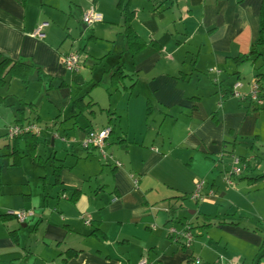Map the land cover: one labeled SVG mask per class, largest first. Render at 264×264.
<instances>
[{
  "label": "crops",
  "instance_id": "0c3cea01",
  "mask_svg": "<svg viewBox=\"0 0 264 264\" xmlns=\"http://www.w3.org/2000/svg\"><path fill=\"white\" fill-rule=\"evenodd\" d=\"M118 1L0 0V53L27 59L40 69L26 87L17 79L0 87V264H137L141 258L148 264H194V259L200 264H264L259 257L264 226L206 211L217 205L216 180L228 163L232 166L233 155L246 160L249 176L235 178L244 179L246 194L255 183L262 186L254 190L264 193V180L249 181L260 175L253 170L261 173L258 159L249 151L235 152L243 140L260 145L258 127H264V61L255 55L235 61L249 55L257 40L261 0H131L132 28L146 44L134 55L126 47ZM91 8L102 21L86 26L81 18ZM45 22L44 38L31 37ZM76 26L84 33L67 43L74 30L77 34ZM71 52L81 56L74 74L60 62ZM120 63L131 94L135 91L134 98L145 101L143 111L109 112L125 116V129L115 140L104 121L89 130L77 126L74 133L78 120L73 119L65 134H57L63 124L55 119L59 112L71 111V101L82 98L73 95L70 84L75 89L89 85V93ZM238 81L242 99L231 94ZM253 81L261 90L259 105L247 98ZM17 110L28 119L24 123H35L41 131L37 161L25 156L19 166H11L6 146L12 140L6 134L19 118ZM102 128L112 130L105 150L121 167L102 160L95 150L53 137L79 140ZM184 147L185 158L168 157ZM56 148L62 150L59 156ZM18 149L23 153L22 141ZM169 161L179 172H172ZM180 165L189 172L188 185L182 184ZM197 180H204V198L194 200ZM187 197L195 203V210L187 208L190 217L180 211ZM23 209L34 211L24 224L8 216ZM184 226L193 234L187 247L167 234L168 227ZM67 251L74 254L67 257Z\"/></svg>",
  "mask_w": 264,
  "mask_h": 264
},
{
  "label": "rangeland",
  "instance_id": "374dc122",
  "mask_svg": "<svg viewBox=\"0 0 264 264\" xmlns=\"http://www.w3.org/2000/svg\"><path fill=\"white\" fill-rule=\"evenodd\" d=\"M76 32L77 34H75V30H74V34H72V39L69 40L67 43L72 42H77L76 40L79 39L80 35L82 33H84V30L82 29V27H78L76 26ZM90 29L86 31L85 34H89ZM86 35V36H87ZM76 48L79 47V42L74 45ZM105 64V63H104ZM109 75V76H108ZM105 73L103 74V78L100 81V84L98 86H96L93 90H91L89 93H86V91L89 88V85H84L82 87V89H75V86L71 85V89L73 90V95H75L74 93H78V97H81L82 103L86 104L88 102L90 103H96L93 104V106H91V110L89 109H85L83 110L81 113L80 111H60L59 115L55 118L58 121L62 120L61 122L62 127L59 128V132L57 134L61 135V134H65V132H63L64 130H68L65 126L70 123L73 119H77L78 122L76 123V126H74L75 131L74 133L79 132V128L77 126H80L81 130L84 128V130H88L92 129L91 127H96L98 126L97 124H99V122L104 121V125H107L109 127H111L114 132L113 134L110 135V138H115L117 137L118 133H120V129L124 130L125 129V116L123 115L121 118H118L116 115H110L109 112H114V111H143L144 109V104L145 101L141 98L136 99L134 98V94L135 91L131 94V88H129V83L131 82L130 80L126 79V80H122L115 88H112L109 86V78L107 79V77H110V74ZM107 79V80H106ZM36 85V84H35ZM33 85L31 87V95H33L34 89L36 86ZM128 97L132 98L131 102L129 104H127L128 101ZM143 105V109L142 106ZM163 110V109H162ZM92 111V112H91ZM152 111H158L157 109H153ZM71 114L73 117H71ZM122 114H124V112H122ZM64 116V118H63ZM112 117V119H110ZM69 118V119H68ZM119 119V120H117ZM158 122V121H156ZM263 122V120H261V123ZM131 126L133 128V123L131 122ZM159 127H157L156 129H158ZM259 131V137L256 138V140H260L259 143H261L260 145L255 144V141H244L241 142V144H237L236 145V155H242L243 153H245V151H249V153L252 154V156L256 157V159H258V162H260L262 169L260 170V172H264V156L258 154V149L262 148V146H264V127L261 126V130L258 127ZM58 131V130H57ZM56 131V132H57ZM70 132V130H69ZM156 134V132H153ZM154 134H152L153 136ZM254 143V148L253 151L250 149L251 144ZM57 145H59L58 143H56ZM264 151L263 149H260V153L261 151ZM58 152V156L59 153L62 151L57 150ZM187 152L186 149L184 147L183 151H178V152H172V155H169L168 157H170V159H173L174 157L178 156V157H182L181 159L185 158ZM233 158H238V156H232ZM232 161V160H231ZM53 161L50 160V162L48 163L47 168L45 169L46 174H49L50 168L49 166H51L53 163ZM29 163L28 160H26V164ZM220 161L219 160H214V164L215 165H220L219 164ZM55 164V163H54ZM169 166H171L172 172L175 174L177 172H179L177 169H173V165L170 163V161L167 163ZM244 164V163H242ZM258 164V163H257ZM256 163H252V166L257 165ZM164 165V164H163ZM161 165V167L163 166ZM222 165H224V162L222 163ZM231 165H229V163L226 165V169L223 168L222 172L223 175H221L220 173V177L216 180L217 184L219 185V191H215L216 194H219V200L217 202V205L215 207H212L211 210H206L208 212H213L217 210V215L219 214L220 217H224L226 220H230V221H237V222H241L242 224H246L247 226H264V193H262L261 191H257L254 190L255 188H259L262 186V184H258L255 183L254 185H252V189H251V193L250 194H246L248 188L246 189V183H243L245 181H243L244 179L241 180H236V177H239V175L243 176H249V172H247V170H245V168L241 167V173L239 175H231L229 174L231 171ZM181 167V181L182 184L184 185H188L190 182V176L188 175V171L185 170L186 167L182 165H180ZM178 168V167H177ZM179 169V168H178ZM226 170V171H224ZM251 173H255V174H261L259 173V171L257 172V170H253ZM227 178V179H225ZM205 180H207L209 182V178H203ZM228 180H231L233 182V187H231L228 184ZM200 181V180H198ZM202 181V180H201ZM204 181V180H203ZM242 181V183H241ZM223 194V195H222ZM186 204H183V207L181 208V213L185 216V217H190L192 215H190L189 210L187 208H191V210H195V208L193 207V205H195V203L190 199V197H187L186 200ZM214 208V209H213ZM12 217V216H11ZM232 219V220H231ZM264 235V234H263ZM264 251H260L259 253V257L263 254Z\"/></svg>",
  "mask_w": 264,
  "mask_h": 264
},
{
  "label": "trees",
  "instance_id": "16d2710c",
  "mask_svg": "<svg viewBox=\"0 0 264 264\" xmlns=\"http://www.w3.org/2000/svg\"><path fill=\"white\" fill-rule=\"evenodd\" d=\"M130 2L131 0H119L116 7L120 11L121 15L123 16V36H124L127 50L131 54L134 55L140 52L141 50H143L146 44L140 39V37L134 32L132 28L131 23L133 21L134 14L129 9ZM259 18H260V22H259V32H258L257 40L253 44V47L251 48L249 55L240 56L235 59V61L238 63H243L247 61L250 55L260 56L262 57V60L264 61V0H261L260 9H259ZM258 47H261L263 51L260 52L258 50L259 49ZM122 70L123 69L120 63L115 68H112L111 70L107 71V74H110V77H109L110 87L115 88L125 78V75L123 74ZM39 74H40L39 67L33 64L31 61L27 59L25 60L22 58H19L17 60H12L8 56L0 53V87L5 86L7 79H17L21 82L23 86L26 87L28 85L29 77L32 75L39 76ZM260 76L263 77V75H257V77H260ZM1 101L2 100L0 99V102ZM27 106L29 107L30 105H27ZM91 106H93V103L88 102L86 104H83L81 99L72 100L71 101V112L76 110V111H80L81 113L85 109H90ZM149 110L150 108L147 109V111ZM17 112L19 113V118L15 120L13 125L21 127L27 123H30L29 121L27 123H24L28 119L23 117V113L21 110H17ZM11 140H12L11 143L6 146L8 150L6 157L11 159V166H19L22 157H25V156L31 157L33 160L37 161V156L35 155V151L39 145V141L35 135L25 133L20 136L14 137ZM20 141L24 143L23 153L19 152V149H18V143ZM238 158L240 162L244 163L245 167L247 168V163L245 159L241 157H238ZM263 180H264V172L249 181L258 182V181H263ZM181 198L184 199L185 197L182 196ZM7 218L8 217H4L2 219H7ZM207 218L209 217H206L205 219L209 220ZM208 225L209 224L204 225L203 227L208 226ZM11 235L13 236V238H15V243H16L17 241H16V237L14 236L15 234L12 232ZM262 238H263V241L260 247V251H264V235ZM183 246L186 247L184 244ZM70 252L67 253V257L70 256ZM71 254L73 255L74 253L71 252ZM260 258H264V252L260 256Z\"/></svg>",
  "mask_w": 264,
  "mask_h": 264
},
{
  "label": "built area",
  "instance_id": "2783aa9c",
  "mask_svg": "<svg viewBox=\"0 0 264 264\" xmlns=\"http://www.w3.org/2000/svg\"><path fill=\"white\" fill-rule=\"evenodd\" d=\"M102 21V17L99 13L95 12L92 8L87 10L81 18V22L86 26H91L96 23H100ZM48 26V23H41L36 29L31 33V37L42 39L44 38L43 29ZM61 65L63 68L69 73H77L81 68V56L77 52H71L66 55H63L60 59ZM210 72H213V69H209ZM242 87V84L238 81L232 87L231 94L237 98L242 99V95L238 92V89ZM261 90L259 84L256 81L251 82L250 89L248 92L247 98L259 105L261 103ZM41 129L35 123H27L23 126L13 125L8 128L7 137L9 139H13L14 137L20 136L25 133H29L35 135L36 137L39 135ZM110 128H102L99 130H90L87 131L84 136L77 140L75 138H69L66 135H55L54 138L62 142L63 144H71V145H79L83 150H95L102 160L111 161L113 165L118 168L121 167L119 161L114 160L111 156L106 153V142L110 135ZM246 161V160H245ZM241 167L245 168V164H242L239 158L232 159V168L230 171L231 175H239L241 173ZM228 184L232 185V182L228 180ZM204 185V181H195L194 182V191L191 195V199L197 200L202 199L204 196H201V191ZM212 195V193H210ZM18 223L24 224L28 220L34 217L33 209H23L16 212L9 213ZM85 224H89V221H85ZM167 234L176 242L181 241L186 247L190 245L193 240V234L191 228L189 226H184L180 230H177L174 227H168ZM137 264H148L146 258H141ZM194 264H200V260L194 259ZM218 264H231V263H218Z\"/></svg>",
  "mask_w": 264,
  "mask_h": 264
}]
</instances>
